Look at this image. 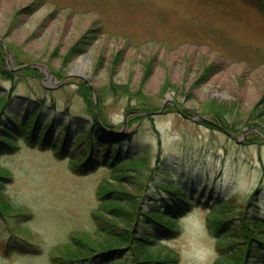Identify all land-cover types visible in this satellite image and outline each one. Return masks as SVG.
I'll use <instances>...</instances> for the list:
<instances>
[{
	"label": "rangeland",
	"instance_id": "1",
	"mask_svg": "<svg viewBox=\"0 0 264 264\" xmlns=\"http://www.w3.org/2000/svg\"><path fill=\"white\" fill-rule=\"evenodd\" d=\"M0 47V88L10 94L2 118L21 117L25 99L57 124L93 114L106 123L92 147L84 134L64 158L12 129L0 154V202L11 207L0 213V264H53L73 234L102 250L110 240L92 219L99 190L121 192L126 210L143 215L141 230L166 198L190 195L171 222L177 235L148 240L166 264H215L222 233L211 222L264 223V0H0ZM213 108L228 134L184 117L211 119ZM104 143L124 158L113 168L101 160ZM90 148L99 161L78 168ZM103 215L125 231L134 225ZM256 244L245 263L264 264Z\"/></svg>",
	"mask_w": 264,
	"mask_h": 264
},
{
	"label": "trees",
	"instance_id": "2",
	"mask_svg": "<svg viewBox=\"0 0 264 264\" xmlns=\"http://www.w3.org/2000/svg\"><path fill=\"white\" fill-rule=\"evenodd\" d=\"M0 49L2 48L0 47ZM2 60L1 58L0 62ZM2 73L12 79L11 73L8 71L3 69ZM80 86L86 89L84 84H80ZM83 93L87 94L88 92ZM8 96L10 94L8 95L4 89L0 88V154L11 149L10 144L5 141L14 135L11 132L13 129L14 133H17V137L23 139L29 147H39L42 150L52 152L56 157L60 158L70 157L71 154L74 156L76 155L74 150L76 147L75 143L78 142V138L84 134L90 135L91 137H89L90 139L86 145L92 147L93 144L91 142L96 140L94 138L96 136L94 134L92 135V132L95 129L99 130V126L106 124L100 116L97 117L94 114L92 121L78 116L71 117L67 121L57 124L54 120L45 118L42 113V110L45 108L40 111L37 109L38 104L36 105L35 102L27 101L23 98L22 103L28 105H26V109L23 107L19 108L21 117L16 116L13 120L10 118L13 116H10L5 119L2 118L1 114H3V108L7 109V106L10 104H6L10 99L7 98ZM4 98L5 100H3ZM83 99L85 105L88 104L91 110L95 109V106L91 104V101L89 102L88 98ZM208 112L211 114L212 121L222 123L223 116L219 111L213 108L212 112L211 110H208ZM71 126L75 128L74 133L77 135L75 138L73 137L75 134L71 132ZM107 145L104 143L101 144V147ZM113 145H119V141L114 142ZM104 149H106V152L102 155L101 160L105 165L113 168L116 164H120L123 161L124 158L119 148L110 151V148L107 146ZM97 157H99L98 154L90 148L86 159L81 161L78 168L91 167L93 163L97 164L99 161ZM0 179H8L7 173L0 172ZM119 193L121 194V192H116L115 190L106 192L99 190V210L92 212V219L97 230L100 232H105L106 230L108 232L106 237L110 241L104 242L105 247L101 248L102 250L100 251H95V247H99V245H95L94 247L87 243L88 240H85V238H80L82 236L73 234L67 244L57 247L56 254L52 257L53 264H166L167 261L172 260L169 258L162 261L158 260L150 250V241L148 240L152 236L157 237L158 240H164L177 235L171 222L189 211L193 205V200L190 198V195L181 189V191H177L176 199L173 196L172 198H166L161 213L154 212V210L149 211L151 214L147 219L149 221L146 220L144 222L145 228L141 230L135 226V223L137 221L140 223L142 221L140 216L143 215L138 213L137 215L134 212L131 214L129 210H126L127 208L119 200ZM171 200L174 205H170ZM5 209L10 210V205H5L0 202V213L2 215L3 212L5 213ZM103 214L110 218L122 217V219H127L128 221L133 220L134 225L132 227L129 225L125 231L119 227H115V224L108 221L110 219L105 218ZM160 216H164L167 220L160 222ZM150 222L159 226L161 229L154 231L155 229ZM208 230L214 231L217 237L219 231L222 233L221 238L216 241V250L219 256L215 264H248L243 260H245L247 253L253 251L254 246L252 243L255 242L257 243L255 245L257 246L256 249H258L256 253L263 256L264 241L259 243L257 236L264 234V223L262 224L259 220H249L245 215H241V218L238 219L237 226H231L230 219L223 221L217 220L208 224ZM149 233L153 234L151 235ZM235 237L239 238L240 242H233Z\"/></svg>",
	"mask_w": 264,
	"mask_h": 264
},
{
	"label": "water",
	"instance_id": "3",
	"mask_svg": "<svg viewBox=\"0 0 264 264\" xmlns=\"http://www.w3.org/2000/svg\"><path fill=\"white\" fill-rule=\"evenodd\" d=\"M80 78H82V80L84 81V82H86V80H85V78L84 77H82V76H80ZM182 116H184V114H181ZM184 117H186V116H184ZM191 120H194L195 118H191V117H189ZM197 118H199V119H201V120H206V119H204L203 117H197ZM209 123H210V121H208ZM226 134H228L227 132H226ZM230 135V134H229ZM231 136V135H230Z\"/></svg>",
	"mask_w": 264,
	"mask_h": 264
},
{
	"label": "bare ground",
	"instance_id": "4",
	"mask_svg": "<svg viewBox=\"0 0 264 264\" xmlns=\"http://www.w3.org/2000/svg\"><path fill=\"white\" fill-rule=\"evenodd\" d=\"M81 67H82V68L78 70L80 73H82V71H83L82 62H81ZM80 73H79V74H80ZM80 75H82V74H80Z\"/></svg>",
	"mask_w": 264,
	"mask_h": 264
}]
</instances>
